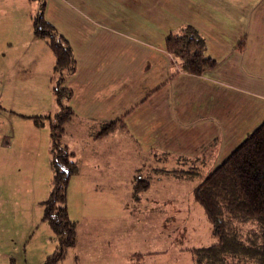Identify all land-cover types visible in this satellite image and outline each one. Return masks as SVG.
<instances>
[{
    "label": "crops",
    "instance_id": "obj_1",
    "mask_svg": "<svg viewBox=\"0 0 264 264\" xmlns=\"http://www.w3.org/2000/svg\"><path fill=\"white\" fill-rule=\"evenodd\" d=\"M13 14L0 11L1 176L16 166L18 149L39 145L34 137L45 123L33 117L57 112L53 89L48 106L45 95L55 57L47 42L14 48L3 31ZM45 18L77 60L65 81L74 114L62 142L79 165L68 190L71 196L78 186L86 195L89 231L113 227L104 235L78 233L73 250L108 264L122 220L139 225L190 210L196 186L264 122V0H46ZM179 25L204 36L216 68L202 75L177 71L166 36ZM121 118L126 127L100 134L104 123ZM143 180L147 187H136ZM139 252L132 254L144 258ZM47 253L35 261L43 263Z\"/></svg>",
    "mask_w": 264,
    "mask_h": 264
},
{
    "label": "trees",
    "instance_id": "obj_2",
    "mask_svg": "<svg viewBox=\"0 0 264 264\" xmlns=\"http://www.w3.org/2000/svg\"><path fill=\"white\" fill-rule=\"evenodd\" d=\"M34 1L38 3L32 16L34 33L46 40L55 57L53 95L58 108L54 114L33 117L37 125H43L46 119L51 122L52 180L49 197L43 201V220L50 225L58 245L43 264H61L69 248L77 242L76 222L67 208V190L79 165L62 142L65 125L74 114L68 105L72 91L65 86V81L75 73L77 60L69 40L46 20V0H29L30 3ZM244 44L242 41L239 47L242 49ZM166 48L179 65L177 71L202 75L218 65L206 53L204 36L190 25H182L171 32L166 38ZM104 124L101 135L126 127L124 118ZM148 183L143 180L136 187L145 188ZM191 199L202 207L216 238L209 246L190 250L196 264H225L228 258L237 264L246 261L247 264H264V122L204 177L192 191Z\"/></svg>",
    "mask_w": 264,
    "mask_h": 264
},
{
    "label": "rangeland",
    "instance_id": "obj_3",
    "mask_svg": "<svg viewBox=\"0 0 264 264\" xmlns=\"http://www.w3.org/2000/svg\"><path fill=\"white\" fill-rule=\"evenodd\" d=\"M37 8V1L30 3L28 0H0V11H15L14 18L10 19L11 26L8 28L6 25L3 26L5 35L15 49L24 46L25 51L31 50L32 45L28 48L25 46L32 42L45 45L46 40L35 35L32 24V16ZM51 83L54 88L55 80ZM52 87L45 88L47 106L52 99ZM50 123L46 119L40 135L34 137V140L39 141V145H32L31 142L35 141H31L23 151L18 149L14 153L16 166L14 165L12 172L8 175H0V264H38L35 259L39 255L48 252L47 258L57 248L56 236L50 225L43 220V201L49 197L52 180ZM69 192L67 190V208L71 219L76 222L77 237L78 233L96 236L104 235L105 231L109 233L112 231L113 227H106L102 231V225L94 226L95 230L89 231L85 220L87 214H90L86 207V195L80 194L81 188L74 185L71 188V196ZM193 205L186 211H167L166 219L160 217L154 220H140L139 225L124 224L122 220L123 223L114 228L120 231L118 244L116 240L110 239L108 264H196L190 250L209 246L215 243L216 238L202 207L196 203ZM127 210L130 214L134 212ZM149 212L152 216H156L155 214L159 215L162 211L149 210ZM126 217L125 214L124 218ZM139 235L140 238L142 236H150V238L138 240L140 238L135 237ZM74 247L75 245L69 248L61 264H106L101 257L97 259L91 256L90 251L86 249L74 251ZM135 250L144 253V258L136 253L133 255ZM153 251L154 253L151 254ZM77 255L79 257H76ZM228 262L237 264L232 258L226 259L225 264Z\"/></svg>",
    "mask_w": 264,
    "mask_h": 264
}]
</instances>
